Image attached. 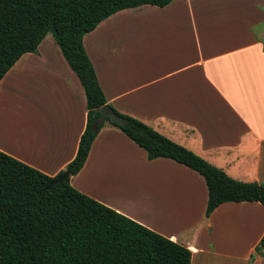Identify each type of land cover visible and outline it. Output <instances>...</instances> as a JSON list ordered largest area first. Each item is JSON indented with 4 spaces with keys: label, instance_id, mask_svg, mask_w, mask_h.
<instances>
[{
    "label": "crops",
    "instance_id": "crops-1",
    "mask_svg": "<svg viewBox=\"0 0 264 264\" xmlns=\"http://www.w3.org/2000/svg\"><path fill=\"white\" fill-rule=\"evenodd\" d=\"M192 1L118 11L83 35V50L116 112L233 180L264 185V0L215 29L196 26ZM85 115L82 87L47 33L0 79V152L54 177L74 158ZM69 185L185 247L189 264H264L263 206L226 202L204 217L202 178L148 161L114 126L100 128Z\"/></svg>",
    "mask_w": 264,
    "mask_h": 264
},
{
    "label": "trees",
    "instance_id": "trees-1",
    "mask_svg": "<svg viewBox=\"0 0 264 264\" xmlns=\"http://www.w3.org/2000/svg\"><path fill=\"white\" fill-rule=\"evenodd\" d=\"M171 0H0V79L17 59L34 53L49 33L85 98V126L74 158L48 177L0 152V264H189V251L79 193L69 178L82 167L90 145L106 123L118 128L148 161L164 158L203 180L204 217L226 202H257L264 185L233 180L147 125L119 114L106 103L81 40L112 14L142 5L164 7ZM107 106L125 121L107 120L90 129L97 109ZM62 172L67 178L54 179ZM264 249V233L255 250Z\"/></svg>",
    "mask_w": 264,
    "mask_h": 264
},
{
    "label": "rangeland",
    "instance_id": "rangeland-1",
    "mask_svg": "<svg viewBox=\"0 0 264 264\" xmlns=\"http://www.w3.org/2000/svg\"><path fill=\"white\" fill-rule=\"evenodd\" d=\"M253 1L250 0L249 4V0H193L190 2V7L188 6V11L190 13L192 11L196 17L194 20L198 28L207 26L215 29L225 25L232 26L234 23H242L241 20L237 19L241 14L253 13L250 9L253 7ZM219 21L220 24H216Z\"/></svg>",
    "mask_w": 264,
    "mask_h": 264
},
{
    "label": "water",
    "instance_id": "water-1",
    "mask_svg": "<svg viewBox=\"0 0 264 264\" xmlns=\"http://www.w3.org/2000/svg\"><path fill=\"white\" fill-rule=\"evenodd\" d=\"M98 116L93 120L92 125L90 129L92 131H96L102 124L106 122V120L109 123L115 124L117 126H123L125 124V121L116 116L107 106H102L97 109ZM67 178V173L62 172L60 175H58L53 183L61 182L62 180ZM261 251V248L258 250V252Z\"/></svg>",
    "mask_w": 264,
    "mask_h": 264
}]
</instances>
